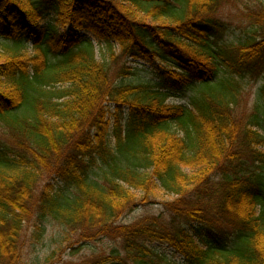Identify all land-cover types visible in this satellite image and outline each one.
Masks as SVG:
<instances>
[{
    "label": "trees",
    "instance_id": "trees-1",
    "mask_svg": "<svg viewBox=\"0 0 264 264\" xmlns=\"http://www.w3.org/2000/svg\"><path fill=\"white\" fill-rule=\"evenodd\" d=\"M224 1L0 0V264L49 221L73 252L115 243L81 264H264V0L235 41ZM133 61L170 67L134 82ZM156 190L157 215L118 223Z\"/></svg>",
    "mask_w": 264,
    "mask_h": 264
},
{
    "label": "rangeland",
    "instance_id": "rangeland-1",
    "mask_svg": "<svg viewBox=\"0 0 264 264\" xmlns=\"http://www.w3.org/2000/svg\"><path fill=\"white\" fill-rule=\"evenodd\" d=\"M259 4L258 0H225L222 8L216 11L213 15V18L219 20L222 24L225 25L226 31L224 32V40L227 41H235L240 38V35L247 31L253 30L251 28V24L247 18L248 12L247 10H253ZM56 25L55 16L49 15L44 18V20H40L35 26V32H41L43 28L48 25ZM59 30L61 28L58 26ZM25 37L26 43L21 46V52L26 54L27 56H33L36 53V50L33 46V36L30 35L32 33H27ZM81 36L90 37L93 49L95 52V58L100 60L101 54H107V52L101 53V46L97 43L92 36L87 33H80ZM3 43V41H2ZM0 43V46L1 44ZM2 47H0V50ZM114 51L117 53L119 49L114 47ZM154 65V66H152ZM162 65L170 66L165 63H160L159 61H155L152 63H144L141 61H133L129 62L130 67H133L138 71L135 80H153L154 76L152 75V71L154 67H161ZM262 78V77H261ZM137 82V81H136ZM257 84H252L248 89V92L244 95L243 103L247 105L248 109H251V106L254 102V94L257 88ZM193 94L188 92L181 99H169L168 103L171 104H183L188 105V102L191 100ZM244 107V106H243ZM242 107V108H243ZM0 141L10 143L11 137L7 129L0 123ZM154 198L151 200L147 206H137L133 209L132 212L123 216L118 223H131L137 218L144 216H153L157 215L159 212L160 204L163 201H167L171 198L170 195H167L160 190H156L154 194ZM45 229L42 232L39 238L34 237V228L31 225L29 229H26L25 235L23 237V261L21 264H81L84 261L90 260L97 256H102L110 252L112 247H114L115 243L107 237L98 238L94 241H90L82 246L79 250H77V246L75 245V252L71 251L69 246L71 243H65L64 237H66L65 232H63L61 226L55 224L54 222H47L44 225ZM72 241H75L76 238L72 237ZM71 242V241H70ZM57 252L56 256L49 261L46 259L52 254V252Z\"/></svg>",
    "mask_w": 264,
    "mask_h": 264
}]
</instances>
